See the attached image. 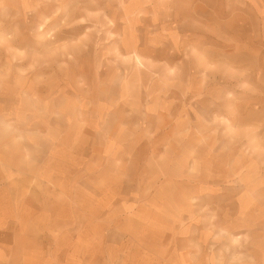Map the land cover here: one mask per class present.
Wrapping results in <instances>:
<instances>
[{"label": "rangeland", "instance_id": "rangeland-1", "mask_svg": "<svg viewBox=\"0 0 264 264\" xmlns=\"http://www.w3.org/2000/svg\"><path fill=\"white\" fill-rule=\"evenodd\" d=\"M0 264H264V0H0Z\"/></svg>", "mask_w": 264, "mask_h": 264}]
</instances>
